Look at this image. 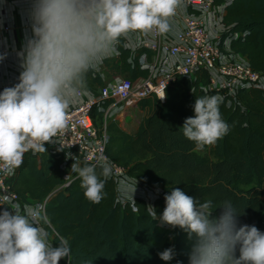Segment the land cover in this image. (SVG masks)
Listing matches in <instances>:
<instances>
[{
  "label": "trees",
  "instance_id": "1",
  "mask_svg": "<svg viewBox=\"0 0 264 264\" xmlns=\"http://www.w3.org/2000/svg\"><path fill=\"white\" fill-rule=\"evenodd\" d=\"M221 22V50L243 56L253 69H264V0H230ZM122 40L116 46L122 68L128 70L130 79L144 76L147 69L138 66L136 57L145 48L130 50ZM92 79L100 80V76L93 74ZM206 81L204 70L193 77L178 75L166 86V99L154 101L134 130L107 122V155L125 166L135 182L157 193L150 201L138 195L131 202L119 200L115 182L109 178L104 198L93 204L74 176L44 203L47 222L42 221V226L52 234L55 247L65 239L71 250L59 264H162L159 245L173 248V264H189L193 241L187 233L179 227L161 226L151 216L152 207L157 216L162 214L165 195L176 187L198 202L212 201L214 217L230 201L238 212V226L255 225L264 232V89L255 85L239 89L233 98L221 96L220 112L230 130L215 145L200 150L184 137L182 125L185 118L194 116L196 98L216 96L213 89L200 87ZM91 113L101 120L102 111L96 106ZM62 161L60 151H29L10 185L21 199L41 200L62 182ZM93 166L100 176L101 168ZM167 235L171 241L165 244Z\"/></svg>",
  "mask_w": 264,
  "mask_h": 264
},
{
  "label": "clouds",
  "instance_id": "2",
  "mask_svg": "<svg viewBox=\"0 0 264 264\" xmlns=\"http://www.w3.org/2000/svg\"><path fill=\"white\" fill-rule=\"evenodd\" d=\"M31 36L21 57L19 82L0 91V170L13 174L29 151H46L45 144L66 127L69 105L84 86L88 70L109 57L122 37L130 33L170 31V18L181 0H29ZM0 53V60L5 58ZM166 99L164 88L158 96ZM222 98L195 99L194 116L185 118L182 132L197 149L212 146L230 130L220 112ZM84 197L93 204L104 198V187L112 175L107 163L100 176L95 166L72 163ZM103 177V178H101ZM137 183V181H136ZM121 181V191L136 190ZM165 207L153 221L179 227L192 240L189 264H264V232L255 225L238 226L237 211L230 201L212 216V201L198 202L179 187L164 197ZM0 210V264H59L70 255L68 241L54 247L41 226L46 219L40 205H17ZM237 251L239 255H236ZM170 261L172 247L158 253Z\"/></svg>",
  "mask_w": 264,
  "mask_h": 264
},
{
  "label": "built area",
  "instance_id": "3",
  "mask_svg": "<svg viewBox=\"0 0 264 264\" xmlns=\"http://www.w3.org/2000/svg\"><path fill=\"white\" fill-rule=\"evenodd\" d=\"M229 1L181 0V25L175 31L173 41H163L159 33L153 31L150 39L142 40L137 45L150 50V60L147 61L144 56L139 58L143 50L136 57L138 66L147 69L144 76L136 79L116 77L100 83L93 91L80 89L78 99L67 110L65 129L54 137L55 143L45 144L49 152H63L65 160L61 162L62 166L65 165L62 182L55 188L63 187L77 176L71 171L72 163L80 167L97 165L101 168L105 163L110 165V178L115 182L116 196L117 193H123L122 180L134 186L136 182L127 174L126 167L113 161L106 153V124L112 120L110 115L117 104L131 106L148 96H152L156 102H163L158 96L178 75L193 77L197 71L204 70L207 81L200 87L205 91L213 89L218 97L225 95L233 98L239 89L255 85L264 89V69H253L245 60L233 58L218 45L219 35L224 29L221 18ZM178 12L179 6L175 14ZM206 15L210 16L208 21ZM23 26L31 27V23L25 22ZM2 29L8 30V26L3 25ZM4 51L5 48L1 49V52ZM6 87H10L8 81L0 83V91ZM94 106L102 111L98 126L91 113ZM13 174L0 170V210L12 211L11 208L17 205L22 213L26 206L40 205L44 210L46 196L41 200L28 197L21 199L10 185ZM136 195L143 197L140 193H134L133 197ZM126 199L131 202L132 196ZM44 221L47 222L46 219ZM48 238L54 246L51 233Z\"/></svg>",
  "mask_w": 264,
  "mask_h": 264
},
{
  "label": "crops",
  "instance_id": "4",
  "mask_svg": "<svg viewBox=\"0 0 264 264\" xmlns=\"http://www.w3.org/2000/svg\"><path fill=\"white\" fill-rule=\"evenodd\" d=\"M29 7V0H0V53L6 54L5 58L0 60V83L8 81L10 87L19 82V75L23 70L21 67V57L18 56V53L23 51L27 39L31 36V27L23 26V23L25 22L31 23L29 18ZM181 14L182 6L179 5V12L170 18V31L166 34H159L161 40L166 42L173 41L175 31L181 25ZM205 19L208 21L210 16L206 15ZM3 25H7L8 30L4 31L2 29ZM211 32H213V29ZM122 38L123 46L132 50L138 47L137 45L140 41L150 39L151 32H134L130 33L127 37ZM3 48H5V51L1 52V49ZM143 56L147 61L150 60V50H143L139 55V58H142ZM232 57L245 60L244 57L239 54H233ZM128 60L129 58L126 57L125 61ZM121 64L122 63L117 55L116 48L109 57L92 67V70L85 74L84 86L81 89L86 92L93 91L100 83L116 77H125L130 79L128 70L122 68ZM93 74H98L100 76V80L93 81ZM139 77L142 76H136L133 79ZM143 99L146 102L141 104L139 100V105L135 103L131 106L125 107L117 104L115 109L112 110L110 118L119 128L123 130L130 131L136 129L139 121L132 128L128 127L131 124V119L133 118L135 112L142 111L145 113V116L155 101L152 96H148Z\"/></svg>",
  "mask_w": 264,
  "mask_h": 264
},
{
  "label": "rangeland",
  "instance_id": "5",
  "mask_svg": "<svg viewBox=\"0 0 264 264\" xmlns=\"http://www.w3.org/2000/svg\"><path fill=\"white\" fill-rule=\"evenodd\" d=\"M262 84L264 85V79L262 81ZM137 105H139L138 102H137ZM144 114L145 113L142 111H136L135 114L133 115V118L131 119V124L128 127L132 128L133 126H135L137 124V122L140 121L142 117H144ZM93 117H94L95 125L98 126L100 123L99 119L96 116H93ZM134 193H140L143 195V197H145L148 201H150L151 198L154 195H156L157 190L153 189V188H149L145 185H136V190ZM117 196L122 200V199L129 198L131 196V193L130 192L117 193ZM170 241H171V237L168 235L165 236L164 243L168 244V243H170ZM164 247H166V246L159 245L157 248V252L160 253V252L164 251L165 249H167ZM162 261H163L162 264H173L172 260H170V261L162 260Z\"/></svg>",
  "mask_w": 264,
  "mask_h": 264
},
{
  "label": "water",
  "instance_id": "6",
  "mask_svg": "<svg viewBox=\"0 0 264 264\" xmlns=\"http://www.w3.org/2000/svg\"><path fill=\"white\" fill-rule=\"evenodd\" d=\"M60 188L57 187L53 190H51L47 195H46V200L49 199L55 192H57Z\"/></svg>",
  "mask_w": 264,
  "mask_h": 264
}]
</instances>
